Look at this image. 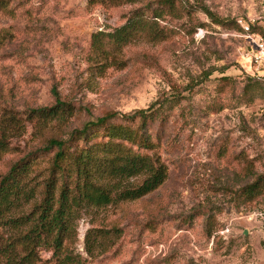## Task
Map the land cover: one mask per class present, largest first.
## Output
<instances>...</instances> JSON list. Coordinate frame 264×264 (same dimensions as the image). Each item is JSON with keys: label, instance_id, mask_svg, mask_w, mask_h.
<instances>
[{"label": "rangeland", "instance_id": "374dc122", "mask_svg": "<svg viewBox=\"0 0 264 264\" xmlns=\"http://www.w3.org/2000/svg\"><path fill=\"white\" fill-rule=\"evenodd\" d=\"M1 1L0 174L27 157L37 193L17 214L44 196L53 153L40 148L49 138L151 108V153L166 181L140 199L78 207L62 254L84 264H264V188L251 201L241 195L264 179V79L238 25L263 16L264 0ZM129 19L139 23L127 43L110 41ZM28 226L0 224V238ZM52 245L25 261L56 264ZM18 252L27 253L22 244Z\"/></svg>", "mask_w": 264, "mask_h": 264}, {"label": "trees", "instance_id": "16d2710c", "mask_svg": "<svg viewBox=\"0 0 264 264\" xmlns=\"http://www.w3.org/2000/svg\"><path fill=\"white\" fill-rule=\"evenodd\" d=\"M138 23L129 19L107 36L112 42L125 44L132 36L130 30L134 26L135 30ZM92 45L98 49L103 46L97 35L93 36ZM58 104L64 106L65 102L60 100ZM150 109H139L131 115L111 112L75 128L68 139L49 138L40 150L53 153L50 174L44 181L42 200L29 214L17 213L37 194L36 186L28 184L32 161L24 157L6 174H0V224L13 229L29 225L22 236L12 240L0 238V264H32L25 260L35 247L48 240H52L56 264H84L79 255L62 254L63 240L74 211L81 205L104 206L140 199L166 181L167 166L151 153L154 142L147 127L152 115ZM119 117L131 122L140 117L142 122L134 128L116 122ZM138 175L145 176L141 184L123 186L124 179ZM263 188L264 179L259 176L242 187L241 195L251 201ZM18 244L27 251L24 256L18 252Z\"/></svg>", "mask_w": 264, "mask_h": 264}, {"label": "built area", "instance_id": "2783aa9c", "mask_svg": "<svg viewBox=\"0 0 264 264\" xmlns=\"http://www.w3.org/2000/svg\"><path fill=\"white\" fill-rule=\"evenodd\" d=\"M242 31L246 33L244 53L252 63L256 75L264 79V15L239 21Z\"/></svg>", "mask_w": 264, "mask_h": 264}, {"label": "water", "instance_id": "95a60500", "mask_svg": "<svg viewBox=\"0 0 264 264\" xmlns=\"http://www.w3.org/2000/svg\"><path fill=\"white\" fill-rule=\"evenodd\" d=\"M246 233H248V232L246 231Z\"/></svg>", "mask_w": 264, "mask_h": 264}]
</instances>
